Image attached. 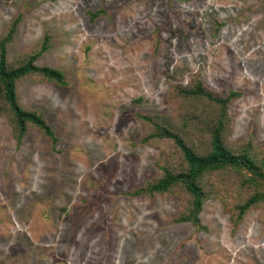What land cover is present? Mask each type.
Listing matches in <instances>:
<instances>
[{
    "label": "rangeland",
    "instance_id": "obj_1",
    "mask_svg": "<svg viewBox=\"0 0 264 264\" xmlns=\"http://www.w3.org/2000/svg\"><path fill=\"white\" fill-rule=\"evenodd\" d=\"M17 15L7 59L47 32L35 63L60 69L66 85L33 75L16 84L55 143L32 126L17 141L0 116V264H264L262 205L233 227L210 196L206 230H196L176 220L181 187L130 194L161 175L158 162H180L171 140L142 141L152 129L139 115H161L205 145L213 105L176 94L195 79L220 97L239 94L227 106L228 146L264 147V0H0V36ZM205 181L227 202L246 194L228 170Z\"/></svg>",
    "mask_w": 264,
    "mask_h": 264
},
{
    "label": "trees",
    "instance_id": "obj_2",
    "mask_svg": "<svg viewBox=\"0 0 264 264\" xmlns=\"http://www.w3.org/2000/svg\"><path fill=\"white\" fill-rule=\"evenodd\" d=\"M102 9L87 12L89 19L94 20ZM20 20L17 15L12 19L5 32L0 36V116L8 118L17 141L23 137L29 126L36 128L55 143L56 138L39 110L23 108L16 91L17 82L26 76H37L42 80L66 85V78L58 68L39 66L35 62L40 54L51 46L50 35L45 32L41 42L28 55L19 56L9 61L6 56L8 45L12 42L16 27ZM176 94L182 98L204 99L214 107V114L203 121L207 140L201 149H196L185 138L178 134L161 115H139L143 123L151 127V132L142 141L149 139H168L176 146L180 154L178 166L167 161L158 162L161 175L130 194H167L176 187H181L187 194V205L176 218L179 222H188L196 230H206L201 225L199 214L202 204L210 196L219 198L230 213L233 227H237L244 215L254 206L264 207V147H255L251 141L232 149L225 142V133L229 125L227 106L239 94L229 92L220 97L208 91L202 83L195 79L190 86L177 87ZM185 122L183 123V125ZM228 170L239 179V189L246 194L234 203L227 202V196L219 193L212 186L206 191L208 182L205 178L215 172Z\"/></svg>",
    "mask_w": 264,
    "mask_h": 264
}]
</instances>
